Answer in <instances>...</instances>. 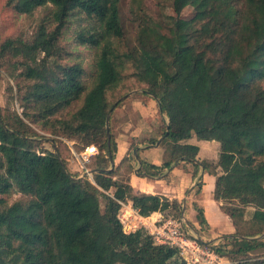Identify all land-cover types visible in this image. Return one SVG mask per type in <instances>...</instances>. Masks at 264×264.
<instances>
[{
	"label": "trees",
	"instance_id": "trees-1",
	"mask_svg": "<svg viewBox=\"0 0 264 264\" xmlns=\"http://www.w3.org/2000/svg\"><path fill=\"white\" fill-rule=\"evenodd\" d=\"M161 1L177 16L154 17L134 0L138 30L130 44L122 0H7L20 14H42L30 36L0 44V68L13 69L22 108L0 111V264H193L177 247L155 243L144 227L126 232L119 217L122 203L131 200L143 216L160 211L164 219L182 218L178 199L137 194L127 185L131 156L112 166L117 141L111 128L109 140L106 121L122 97L112 103L108 93L121 88L130 68L145 85L143 101H156L163 120L159 146L167 161L142 160L141 171L156 175L178 160L202 165L216 177L214 199L238 222L229 264H264L263 256H249L264 243L239 238L264 231V0ZM188 6L195 14L182 17ZM74 22V42L96 50L94 70L67 61L77 56L62 42ZM176 122L186 131H174ZM39 130L77 139L82 151L96 146L93 180L69 171L67 147H43ZM192 137L218 141L217 161L196 163L195 144L180 152ZM15 194L21 197L12 201ZM194 207L204 227V209ZM248 207L253 211L243 227Z\"/></svg>",
	"mask_w": 264,
	"mask_h": 264
},
{
	"label": "crops",
	"instance_id": "crops-1",
	"mask_svg": "<svg viewBox=\"0 0 264 264\" xmlns=\"http://www.w3.org/2000/svg\"><path fill=\"white\" fill-rule=\"evenodd\" d=\"M124 107L125 109L119 114L122 116L128 114L130 119H128L125 124H122V127H118V130H123L124 134H122V137L117 138V153L114 165H118L126 154L131 156V163L134 167V171L129 174L130 181L127 185L132 186L137 194H158L164 195L170 199L176 198L181 201L182 217H184L189 224L193 237L202 244L213 245L215 244L212 243L213 241H222L221 237L223 234H231V236H233L232 234L238 229V224L220 208V202L214 199L216 177L205 170L202 165L198 168L194 163L188 160H178L172 162L171 167H165L161 170V174H144V172L141 171L143 168L142 160L146 161L148 164L153 163L158 166H161L167 161L164 156L157 152L161 149L159 142L163 139V136H157L155 130L149 126L152 118L148 113L147 106L140 98H131L126 101ZM124 111L125 113H123ZM165 118L168 125L169 118L167 116ZM146 122L148 124H146ZM172 129L178 132H185L186 124L176 122L172 124ZM155 136L159 137L158 141L156 143H149L147 138ZM134 140L136 144L138 143V146L134 149H130V143ZM191 144L200 147L197 159L195 160L196 163H201L203 159L217 161L220 150V143L218 141L198 140L196 137H192L187 144L179 145V151L186 152ZM139 149L141 150L140 154L138 153ZM135 150L136 153H133ZM74 154L75 156L72 159L76 158V160H80L79 154L76 152H74ZM197 160L199 162H197ZM148 169L155 171L153 168ZM121 171L124 172V169ZM195 204H198L204 209L207 220L204 227H201L195 220ZM214 210L218 215L224 218V221L220 222V225L215 221L217 214H215ZM190 215L191 217H189ZM119 217L123 225L127 228L138 229L144 227L149 232L153 230L156 220L164 218V213L156 211L150 215L143 216L133 207L132 201L127 200L122 203ZM201 229L203 231H201ZM201 233H205L209 238L202 236ZM231 236L229 239H232Z\"/></svg>",
	"mask_w": 264,
	"mask_h": 264
},
{
	"label": "rangeland",
	"instance_id": "rangeland-1",
	"mask_svg": "<svg viewBox=\"0 0 264 264\" xmlns=\"http://www.w3.org/2000/svg\"><path fill=\"white\" fill-rule=\"evenodd\" d=\"M161 0H141V5H143V8H145L146 12L154 17H159L160 13H164L165 15L176 17L177 14L171 8L170 6H164L162 5ZM136 3L134 0H122L121 2V18H122V24L127 36L128 43H133L135 34L138 30V25L135 22V15H136ZM42 14V10H37L34 15H24L16 12L11 6L7 4V0H0V44L8 37L12 36H20V35H26L30 36L33 32L38 18ZM195 14V7L188 6L186 7L182 13L181 16L185 18H191ZM78 22H74L70 24V26L66 29L63 35L62 42L67 46L68 49L75 52L77 56H74L72 58H69L68 62H74V61H81L89 70H94V62L96 59V50L89 48L82 44H77L74 42V35L76 33ZM11 72H13V69L9 67H1L0 68V111H9V110H17L18 112L22 111V108L20 107V102L18 100L17 96V87H16V80L12 76ZM126 79L123 81L122 86L120 89L116 90L115 92H109L108 98L110 102H114L116 99H118L120 96L122 97V102L114 109V112H112L113 121L110 124L111 132L113 133L114 137H122L124 134L123 130H118V127H122V124H125L129 118L127 115H120L119 113H122L123 109H125L124 105L126 101L130 100L131 98H140L143 101L142 98V91L143 87L145 86L141 83H139L136 78L132 76L133 69L130 68L127 71ZM16 73V72H15ZM137 93V94H136ZM82 102H79L77 106H80ZM143 103L147 106L148 113L150 114V117L152 118V121L150 122L149 126L152 127L155 130V133L158 135V130L160 124L163 123V120L160 116V112L158 109V105L156 101L154 100H147L143 101ZM75 106V107H77ZM125 113V111L123 112ZM166 116L164 115V119L166 122ZM211 120H209L208 123H210ZM146 124H148L146 122ZM145 126V125H144ZM149 127V128H150ZM145 129V128H144ZM148 129V128H147ZM41 134L44 135L43 141H45L42 146L47 148L49 151H55L56 148H61L62 150L68 152L69 154L66 155L68 157V163H69V171L72 173H80L78 177L82 175H86L90 179L93 180V174L90 173L85 174L86 171L91 170L89 168L90 165L93 164V159L89 161L86 165H84L82 162H80L79 159L76 160L72 159L74 158L76 153H80L82 150V143L79 140L75 139H68L66 137L62 136H56L51 132L41 131L39 130ZM158 140L159 137H151L147 138L148 142L150 143V140ZM133 143L135 144L136 141L134 140ZM93 146V145H90ZM67 147V150H66ZM85 150V149H84ZM83 150V151H84ZM160 155L163 156V150L162 148L157 151ZM63 155V154H62ZM63 155V156H64ZM97 154L93 155L91 158L95 157ZM72 159V160H71ZM71 160V161H70ZM78 161V162H77ZM78 170V171H76ZM85 176V177H86ZM21 197L20 194H15L13 198L11 199L16 200ZM101 207L102 210L106 208V203L104 199H101ZM215 211V210H214ZM213 211V212H214ZM253 207H248L246 212V223H243V227L248 226L251 215H252ZM215 214L217 212L215 211ZM189 215V214H188ZM191 217V215L189 216ZM187 216V218L189 219ZM218 218V219H217ZM217 218H215V221L220 225L222 221H224V218L217 214ZM238 224V222H237ZM199 229V228H198ZM124 230L126 232L135 231L136 229L127 228L124 226ZM201 231H203L201 229ZM202 236H205L206 238H209L208 235H205V233H201ZM233 235V234H232ZM231 236L228 234L222 235V241L218 242H212L216 243L214 246L221 247L224 251L218 253L221 255L223 259V264H229L234 262V255H232L230 252H227L229 249L235 250L236 247L232 242V239H229ZM257 236V238H253ZM253 237H239L240 239H243L247 245L249 244H259L264 243V231L261 233L255 235ZM182 256V255H181ZM251 257L256 256H263L264 257V247L259 248L256 250H252L249 254ZM183 257V256H182ZM184 258V257H183Z\"/></svg>",
	"mask_w": 264,
	"mask_h": 264
},
{
	"label": "built area",
	"instance_id": "built-area-1",
	"mask_svg": "<svg viewBox=\"0 0 264 264\" xmlns=\"http://www.w3.org/2000/svg\"><path fill=\"white\" fill-rule=\"evenodd\" d=\"M97 153L99 150L96 146H87L84 151L79 153V158L86 165L91 157ZM155 222L153 230L149 231L155 243L177 247L180 255L189 263L223 264L221 255L215 249L217 246L202 244L195 239L184 217L180 220L160 218Z\"/></svg>",
	"mask_w": 264,
	"mask_h": 264
},
{
	"label": "water",
	"instance_id": "water-1",
	"mask_svg": "<svg viewBox=\"0 0 264 264\" xmlns=\"http://www.w3.org/2000/svg\"><path fill=\"white\" fill-rule=\"evenodd\" d=\"M111 112H112V109L110 110V112H109V115H108V117H107V121H106V128H107V134H108V138H109V140H110V135H111V132H110V116H111ZM109 143H110V141H109ZM133 153H136V150L133 152ZM197 162H199L198 160H197ZM111 163H112V166L114 165V160H113V158H111ZM200 163V162H199ZM63 166H64V164H63ZM65 167V166H64ZM95 172V170H89V171H86V173L85 174H87L88 175V173H90L91 175L93 174ZM86 175H82V176H80V177H85ZM253 238H257V236H255V237H253ZM210 241H212V240H210Z\"/></svg>",
	"mask_w": 264,
	"mask_h": 264
}]
</instances>
